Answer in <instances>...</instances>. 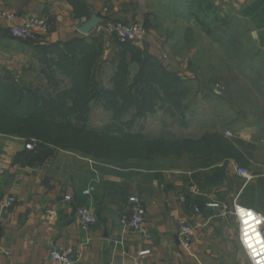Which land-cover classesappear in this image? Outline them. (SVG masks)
<instances>
[{"label":"crops","instance_id":"obj_1","mask_svg":"<svg viewBox=\"0 0 264 264\" xmlns=\"http://www.w3.org/2000/svg\"><path fill=\"white\" fill-rule=\"evenodd\" d=\"M0 7L15 13L17 21L39 16L49 25L47 35L26 42L12 37L10 22L0 16V97L10 95L6 103L0 101V109L12 107L20 93L53 92L45 91L50 88L46 79L61 83L63 75L52 62L67 50L65 43L83 35L79 27L93 16L130 22L145 18L153 7L160 18L168 8L173 19L185 11L187 22L180 27L184 36L173 34L167 22L158 28L156 18L149 31L154 38L148 34L139 46L146 43L148 53L165 69L188 80L197 78L189 63L198 60L200 47L209 48L211 39L225 50L229 43L235 57L233 74L232 69L221 70V76L234 78V85L224 86L225 94L209 92L220 101L219 122L204 113L207 128L198 137H188L202 140L201 157L191 154L194 147H171L173 158L198 161L194 166L148 165L141 162L146 154L112 165L61 150L41 152L40 159L31 161L35 148H26L25 137L0 132V264H56L50 252L59 246L72 247L74 264H251L239 240L234 203L264 214V0H0ZM211 29L218 35L212 36ZM102 40L108 44L109 39ZM110 50L101 57L106 66H101L100 75L115 66L117 55ZM228 50L220 53L223 63ZM39 78L44 82L36 84L33 80ZM142 121L135 122L139 130ZM213 132L221 139L232 133L236 157L250 161V179L237 173L244 167L235 166L227 148L213 145ZM85 189H90L88 195L82 194ZM66 195L72 199L65 201ZM9 196L15 200L6 207ZM131 197L143 208L148 237L126 225ZM84 203L95 215L88 229H82L77 217ZM181 221L195 227L190 253L178 241Z\"/></svg>","mask_w":264,"mask_h":264},{"label":"trees","instance_id":"obj_2","mask_svg":"<svg viewBox=\"0 0 264 264\" xmlns=\"http://www.w3.org/2000/svg\"><path fill=\"white\" fill-rule=\"evenodd\" d=\"M90 37L91 34L82 35L65 43L67 50L59 53L56 61L52 62L71 80L70 87L55 94L20 93L12 107L0 109L1 133L38 141L43 149L35 148L30 154L31 161L40 159L38 155L42 157L41 152L50 151L44 145L76 150L83 155L103 151L112 153L118 149L124 159H130L143 157L146 152L160 153L176 144L184 149H192L202 142L187 137L173 139L175 136L172 134H166L170 138L151 136V132H146L143 126L139 130L134 123L135 119H142L149 113L155 115L159 109L173 108L180 116L187 112V101L181 106L190 91L185 78L165 69L147 55L146 48L141 49L129 42L119 43L111 37L119 45L114 53L121 59L115 63L108 80L110 86L104 89L92 64L100 53L99 40L91 39L88 42L87 38ZM129 52L133 54L131 61L138 65L133 77H130L129 62L124 61ZM2 96L0 101L6 103L9 95L4 93ZM190 98L195 100L196 94L192 93ZM164 105L167 107L163 108ZM94 106L110 114L109 121L103 126H89L91 108ZM126 115H130V119H125ZM10 117L13 119L9 121ZM180 125L186 127L187 123L182 121ZM212 138L215 142L213 145L234 150V142L221 139L218 133L213 132Z\"/></svg>","mask_w":264,"mask_h":264},{"label":"rangeland","instance_id":"obj_3","mask_svg":"<svg viewBox=\"0 0 264 264\" xmlns=\"http://www.w3.org/2000/svg\"><path fill=\"white\" fill-rule=\"evenodd\" d=\"M180 6L181 5L179 4L178 7L180 8ZM151 10L148 9L147 11H149V12L146 14V17L145 18L142 17L140 20V22L143 23L144 26L146 27L147 32L149 34V38L153 37L149 31L151 29H153L152 26H154V21L157 22L156 18H158V20L160 21L158 28L162 27L163 25H167V23H168L169 25L173 26L172 29H169L172 31L173 34H182L184 36L185 32L183 31V29H180V27L181 28L184 27L186 22H187L186 20L188 18V14L185 13V11H179L178 14L174 15L175 19H173L172 15H171V9L170 8H168L167 13H165L164 16H162L161 18H160V16L158 17V16H156V14H154V10L156 12L155 7H153ZM132 21H134V20H132ZM132 21H130V22H132ZM138 21H139V19H138ZM125 23H129V22H125ZM214 34H216L214 32V29H211V35L214 36ZM216 35H218V34H216ZM103 36L104 35H99V36L91 35L92 38L91 37L89 38V40H91V39H98L99 40L100 53H99L98 57L95 59V61L92 63V64H94V69L97 71V75L99 74V71L102 69L101 66H106V63H105V65H102V61H101L102 60L101 57H103L105 50L111 49L110 53H114L119 48V45L116 43L115 40H113L109 36H104V37ZM102 39H109L108 44H106V42ZM227 41H230V40H227ZM88 42H90V41H88ZM211 42H212V44L209 46V48L206 46L205 47L202 46L197 50V54L199 55L198 60H196L195 62L189 63L190 68L194 71L195 76L197 77L196 80L192 81V79L188 80L185 78V80H187L186 82L188 84L190 91H189V95H188L187 99L181 103V106L183 107V105H185V103L187 101V104H189L191 106V108L193 107V110H194L193 114H196V115L193 116V114H191L192 111H187V112L182 113V115L180 116L179 115L180 113H177L176 110L173 111V108L172 109H165V110L159 109L157 114L154 116L151 113H149L146 115V117L142 118L143 121L141 122V124L144 127L146 132H151V136H155V135H157V137L167 136L170 138V136H168L166 134H172L175 136V138L173 137V139L184 138V137L188 138L190 136H196V135L198 137L201 134H203V132H204L203 128L204 127H205V129L207 128L206 124L202 121V116L204 115V113H208L210 115V118H212L211 121L215 120V122H216L215 124H217L219 122V117H220V114L222 111V108L220 106V101H219V99H217V97H218L217 95H216V97L211 96V94L209 92L212 89H214V90L216 89V90H219L218 92L221 91L223 93L225 91L223 89L224 86L225 87L226 86L232 87L234 85V78L230 74H228V77L227 76H225V77L221 76V74H222L221 70H223L225 68L227 70V73H228V70L232 69V74H233V70H234L233 66L235 64V57H234V54H232L228 50V49H233V47H229V43H228V45L226 47L227 48L226 50H228V52H226L227 58L225 60L227 62H225V63L221 62L220 58L225 57V56L221 55L220 53L224 52L226 50L224 49V47L222 45H221V48L218 47V44L220 43L218 40L211 39ZM142 44H139V45H142ZM139 45L138 46L134 45V46L141 47V49L146 48L147 55L152 57L148 53L149 46L146 43L143 46H139ZM150 47H151V45H150ZM206 50H208V51H206ZM132 58H133V54L131 52H129L127 54V57H124V59H125L124 61L127 64L129 62L130 77H133L134 74L138 70V65L131 61ZM152 58L157 60L154 57H152ZM206 58H209L210 61H207ZM116 59H117L116 62H118V61H120L121 58H119V56H117ZM182 65H185V63H182ZM192 65H195V67L192 68ZM113 66H111L106 71L102 70V75L99 74V78L103 83L104 89H106V87L108 88V86H110L108 80L112 76V71H114V69H115V66H114V69H113ZM44 69H47V65H44ZM56 70H59V69L57 68ZM58 73H60V72L57 71L54 74L55 77H56V74H58ZM61 74H62V72H61ZM106 75H107V77H106ZM33 81L36 82V84L38 83V81H41V83L44 82V80L40 79V78L34 79ZM20 84H21V82H19V86H20ZM22 84L25 85L27 83L23 82ZM46 84L50 88L45 87L46 88L45 91H48L50 89L53 92H50L49 94H55L58 90L61 91V90H64L65 87L66 88L70 87L71 80H69L68 78H66L63 75V79H62L61 83H56L55 78L52 77V78L46 79ZM13 87H15L14 84H13ZM225 92H224V94H225ZM192 93L196 94V98L198 100L194 101V98L193 99L190 98V95ZM16 95L17 94H15V93L11 94L12 97H15ZM166 107H167V105L163 106V108H166ZM91 109H92V113L90 115V120H89V122H90L89 126L90 127L103 126L104 124H106L109 121V118H110L109 115L110 114L107 112H104L101 107L94 106ZM126 118L130 119V115H126L125 119ZM136 120L137 119H135V122H136ZM182 121H185L186 123H188V125L186 127H182L180 125V123ZM18 125H22V123H19ZM215 126L217 127V125H215ZM212 128H213V126L211 125L209 130H211ZM229 130H230L229 132H231V129H229ZM224 133L227 136L226 132H224ZM232 137H233V135L231 133V135L229 134V136H227L226 140H228L230 142L232 139V142H233L234 138H232ZM26 142L32 144V148H29V149H33V148L43 149V147L38 143V141L25 140V143ZM177 143H179V142H177ZM176 145L179 146L178 144H176ZM201 145L202 144L199 143V144L194 146L193 150L191 151V154L193 156H195L197 158L201 157V150H202ZM44 147L51 150L50 152H55V151H59V150L69 151V152L79 154L83 157H87L89 159L99 160L100 162H108L109 164H112V165H120L122 163H125V162L133 159V158H131L129 160H125L123 158L122 152L118 149L114 150L112 153L103 151L99 154H91V155L85 154V155H83L84 153H82V152H78V151L72 150V149L65 150L62 148H58L54 145H44ZM179 147H181V146H179ZM173 149H171V147H170V148H167L166 150H163L160 153H155V151L154 152H146V157H144L143 159L141 158V160H143L141 162L142 163H148V165H158L160 167H168V166L188 167V166H190V165H188V163H192L191 166H194L198 162V161H196L195 163L189 162V159H187V158H179L177 161L176 158L172 157V150ZM231 155L234 156L233 158L237 162V164L235 166L236 167H238V166L244 167L248 171V173L250 174V169H251L250 161L249 162L246 161V163H244L245 159L242 160V159L236 157L234 150L233 151L228 150L227 156L230 157ZM45 157L47 158V156H44L43 159H45ZM136 160H138V158H135L133 161H136ZM237 179L240 181L245 180L244 178H241V177H239V178L237 177ZM82 194H83V192H82ZM248 195H249V192L244 193V196H248Z\"/></svg>","mask_w":264,"mask_h":264},{"label":"built area","instance_id":"obj_4","mask_svg":"<svg viewBox=\"0 0 264 264\" xmlns=\"http://www.w3.org/2000/svg\"><path fill=\"white\" fill-rule=\"evenodd\" d=\"M104 11H107L106 8H104ZM0 16L7 19L10 24L8 27L9 34L19 40L26 41V42H35L39 39H41L43 36L47 35L49 32V25L47 21L44 18H41L39 16H28L26 18H23L20 21H17V15L15 13H12L10 11L5 10L4 8L0 7ZM104 35L109 37H114L119 43H132L134 45L142 44L147 35V29L144 26L143 23H141L138 20L125 23L123 21L118 20H112L107 19L98 23L95 25V27L92 29V31L88 35ZM226 134H229V132H226ZM26 148H32V144L27 143ZM237 173L246 178L250 179V174L248 171L244 168H237ZM193 190V187L190 188ZM90 193V189H85L83 191V195H88ZM65 201H70L72 199V196L66 195L64 197ZM14 197L9 196L4 201V206L8 207L13 204ZM181 201H184V196L180 197ZM130 207H129V217L126 219V225L131 228L133 231H136L137 233H142L146 237L149 236L148 232L145 231L143 228V208L139 202H137L135 197L130 198ZM208 207H219L220 205L217 203H208L206 204ZM236 205H239L242 208H247L239 203H234V214L236 216L237 222H238V228H239V240L241 243V246L249 259L250 263L252 264L251 259L249 258L248 251L245 250V247L242 245L243 241L246 240V237H243V230L247 228V225L244 223V220L246 217H241L238 213V210L236 208ZM195 211H199L198 207L194 208ZM77 217L79 221V225L83 229H88L91 225L95 222V215L93 212V209L90 205L84 203L77 209ZM251 223V221H249ZM262 234H264V224L260 226ZM194 225L189 223L188 221H181L178 231V241L182 248L190 253V249L192 246V238L194 235ZM148 250L141 251L140 254L147 253ZM73 255V249L72 247L68 246H59L55 247L50 252L51 259L56 264H74V262L71 260Z\"/></svg>","mask_w":264,"mask_h":264},{"label":"clouds","instance_id":"obj_5","mask_svg":"<svg viewBox=\"0 0 264 264\" xmlns=\"http://www.w3.org/2000/svg\"><path fill=\"white\" fill-rule=\"evenodd\" d=\"M236 208L241 217H246L244 223L247 228L243 230V237L247 239L242 245L248 251L252 264H264V234L260 228L264 224V214L253 209L242 208L239 205H236Z\"/></svg>","mask_w":264,"mask_h":264},{"label":"water","instance_id":"obj_6","mask_svg":"<svg viewBox=\"0 0 264 264\" xmlns=\"http://www.w3.org/2000/svg\"><path fill=\"white\" fill-rule=\"evenodd\" d=\"M102 21H103L102 18L93 16L90 20L82 23L78 31L81 32L83 35H88L92 31V29L95 27V25L98 23H101ZM71 260L73 261V259Z\"/></svg>","mask_w":264,"mask_h":264}]
</instances>
